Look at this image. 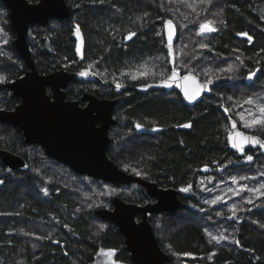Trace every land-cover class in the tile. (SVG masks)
Masks as SVG:
<instances>
[{
	"label": "trees",
	"instance_id": "1",
	"mask_svg": "<svg viewBox=\"0 0 264 264\" xmlns=\"http://www.w3.org/2000/svg\"><path fill=\"white\" fill-rule=\"evenodd\" d=\"M64 1L70 9L66 19L28 29L35 68L39 73L83 71L86 75L66 87V98L77 100L89 92L115 100L109 159L127 173L179 190L181 204L174 213L149 219L170 257L166 264H264V149H248L252 161L243 163L226 139L234 119L241 130L264 140V125L246 127L240 121V114L253 108L246 99L255 101L264 82V0ZM2 14L0 35L8 39L0 45V108L8 110L18 100L2 84L26 67L13 46L8 9L0 0ZM168 19L177 26L173 46L163 36L162 23ZM180 21L191 32L192 45L184 40ZM207 21L216 31L200 32ZM130 33L135 35L128 39ZM238 33H247L251 41ZM172 70L214 83L210 94L188 105L173 90L135 89L159 82ZM238 94L243 95L240 102ZM136 125L146 132H137ZM0 148L19 154L28 165L26 171L7 172L0 161V264H100V252L107 251L113 262L106 264H134L116 226L95 210L110 208L115 196L147 202L138 185L77 174L40 146L25 144L9 124L0 123ZM203 168L209 177L235 174L240 183L250 184L252 190L241 196L236 211L223 207L199 213L204 208L201 187L211 190L215 181H201ZM132 186L133 196L113 194ZM216 210L218 215L211 213ZM209 218L219 220L215 226L226 237L216 244L207 235Z\"/></svg>",
	"mask_w": 264,
	"mask_h": 264
},
{
	"label": "water",
	"instance_id": "2",
	"mask_svg": "<svg viewBox=\"0 0 264 264\" xmlns=\"http://www.w3.org/2000/svg\"><path fill=\"white\" fill-rule=\"evenodd\" d=\"M8 9L9 26L14 33L13 46L22 59L26 71L20 77L3 84L12 98L19 102L10 110L0 108V123L16 127L28 145L40 146L45 155L66 165L73 172L102 180L110 184H136L145 199L143 204L126 202L115 196L111 207H101L95 214L114 224L123 237V249L128 252L134 264H166L170 257L159 246L149 222L153 214L174 213L181 204L179 190L173 187H159L155 182L146 180L120 169L106 154L110 143L109 128L114 124L113 108L115 100L99 98L92 93L83 92L80 99L66 98V87L83 71L71 72L56 70L39 73L35 68L31 50L27 45V32L31 25L45 26L51 19H66L70 9L64 0H1ZM162 23L164 41L173 46L177 41V26L169 44L167 21ZM86 75V74H85ZM252 77V76H251ZM250 79L247 78V81ZM212 82L200 81L192 73L180 75L172 70L157 83L141 85L139 92L149 90L176 91L188 105H194L208 96ZM49 91V93L47 92ZM189 97H194L189 99ZM82 103V105H81ZM137 132H146L135 126ZM256 137L241 130L234 119L229 120L227 145L243 163L250 162L248 149L262 150L259 144L244 143L241 137ZM231 137V139H230ZM0 161L7 172L26 171L27 162L19 154L0 148ZM252 161V160H251Z\"/></svg>",
	"mask_w": 264,
	"mask_h": 264
},
{
	"label": "rangeland",
	"instance_id": "3",
	"mask_svg": "<svg viewBox=\"0 0 264 264\" xmlns=\"http://www.w3.org/2000/svg\"><path fill=\"white\" fill-rule=\"evenodd\" d=\"M181 0H174L173 2L176 3H180ZM3 14L0 15V27L3 24ZM180 25V29L182 32V34H184L186 37H184V40L188 41L190 44L192 45L194 43V40L192 39V34L191 32L189 33L188 30H185V24L181 23V21L179 22ZM7 36H2L0 35V45H5L7 43ZM183 47V46H182ZM229 65H233L231 62ZM236 67V66H235ZM250 76V75H249ZM248 76V77H249ZM252 76V75H251ZM247 77V78H248ZM246 78V80H247ZM262 92L258 95L255 96L256 100L253 101V108H251V110H248V112L243 111L244 113L240 114V121L242 123V125L245 126V124H249L250 126H253L254 124H252V121L254 119H259L261 117V114L259 112V108L264 106V82H263V86H262ZM242 94V93H240ZM239 95V94H238ZM243 95H239L238 97V101L240 102L241 98ZM253 98V97H252ZM253 98V99H255ZM249 99H246V101ZM243 117V119H242ZM261 125V124H259ZM264 151V150H263ZM253 169V168H251ZM247 170V169H246ZM203 172V174L209 172L208 168H203L201 170ZM206 176L203 178H201V181L203 183H205L206 179L210 178H214V187L211 188V190H208L206 188H204L205 186H202L201 189H203L204 191V195L200 198L202 203H203V207L202 209H200L201 211L199 213H203L202 211H209L210 208H215V209H222L223 207H226L227 209L234 210V207H239L241 205V196L243 194H249V190H252V188H248V185L250 186V184H242L240 183V178L238 176H236L235 174L233 175H225L222 174L220 175V179L217 176L211 175V177L207 176V174H205ZM235 178V180L233 179ZM247 182V180H245ZM137 192L133 186L132 187H121L118 188V191L116 190L113 194H117V193H123L125 195H130L133 196L132 193ZM224 203H226V205H224ZM218 210L216 211H212V214H216L218 215L219 212ZM236 211V210H234ZM210 213V212H209ZM234 217V216H231ZM232 219V218H230ZM207 221V223L209 224L207 226V235L209 240L213 243L216 244L218 243L219 239H225L226 237L224 236V232L223 229L221 230L220 228H218V226H215L219 223V220H212L211 218L209 219H205ZM213 237H216V239H213ZM216 241V242H215ZM100 256L98 258V260L96 261V263H100V264H106V263H111L113 262L112 260V251H107V252H100Z\"/></svg>",
	"mask_w": 264,
	"mask_h": 264
},
{
	"label": "snow or ice",
	"instance_id": "4",
	"mask_svg": "<svg viewBox=\"0 0 264 264\" xmlns=\"http://www.w3.org/2000/svg\"><path fill=\"white\" fill-rule=\"evenodd\" d=\"M206 2L210 3L211 0H206ZM167 28L170 30L169 31V34H168V39H169V44L171 43V40H172V36H173V29H174V26H173V23L171 20L167 21ZM77 31H79L77 29ZM214 32L216 31V28L212 26V21H207L203 24L200 25V32L203 33V32ZM135 33H130L129 36L127 37L128 39H131L132 36H134ZM238 35H242V36H247L248 40L251 41L252 37L248 36L247 33H238ZM81 75H85V73H81ZM249 79H251L252 77L249 76L248 77ZM194 97H189V99H193ZM248 104H252L253 101L251 99L247 100L246 101ZM259 112L261 114V117L259 119H254L252 121V124H261V125H264V106L260 107L259 108ZM243 119V117H242ZM183 127H191L190 124H185V125H182ZM245 126H250L249 124H245ZM236 136H239L241 137V143L240 144H237V143H233V147L234 148H238V149H241L242 148V145L244 143H253V144H259L261 147H264V142H262L261 140H259L258 138L256 137H248V136H244L242 133H236ZM231 139V137H230ZM247 159L249 161L252 160V157L251 156H248ZM139 174V173H138ZM235 180V178H233ZM2 183V182H0ZM264 187V186H262ZM187 189H182V191H186ZM234 211V210H233ZM213 239H216V237H213Z\"/></svg>",
	"mask_w": 264,
	"mask_h": 264
},
{
	"label": "flooded vegetation",
	"instance_id": "5",
	"mask_svg": "<svg viewBox=\"0 0 264 264\" xmlns=\"http://www.w3.org/2000/svg\"><path fill=\"white\" fill-rule=\"evenodd\" d=\"M23 74H24V73H23ZM19 77H20V76H19ZM3 84H4V83H3ZM3 84H2V86H3ZM3 88H4V87H3ZM5 89H6V88H5ZM6 90H7V89H6ZM7 91H8V90H7ZM8 92H9V91H8ZM47 92L49 93V91H47ZM9 94H10V92H9ZM10 97H11V95H10ZM11 98H12V97H11ZM17 100H18V99H17ZM18 102H19V100H18ZM18 102H17V103H18ZM17 103H16V104H17ZM16 104H15V105H16ZM15 105H14V106H15ZM81 105H82V103H81ZM14 106H13V107H14ZM11 109H12V108H11ZM8 110H10V109H8Z\"/></svg>",
	"mask_w": 264,
	"mask_h": 264
}]
</instances>
